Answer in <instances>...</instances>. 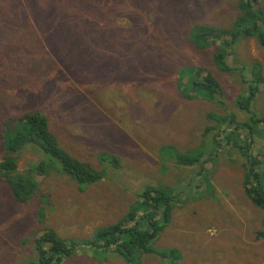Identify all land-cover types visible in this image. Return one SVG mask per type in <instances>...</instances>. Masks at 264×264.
<instances>
[{
  "label": "rangeland",
  "instance_id": "obj_1",
  "mask_svg": "<svg viewBox=\"0 0 264 264\" xmlns=\"http://www.w3.org/2000/svg\"><path fill=\"white\" fill-rule=\"evenodd\" d=\"M4 1L0 161L5 121L39 112L62 148L106 177L82 186L52 170L37 176L29 201L18 203L0 175V264H37L35 240L49 230L91 239L122 221L153 187L170 190L171 220L150 244L155 253L138 264H170L159 253L173 249L180 264H264V240L256 239L264 211L244 189L247 142L253 139L252 154L264 163V124L253 122L264 118V83L251 112L237 102L257 86L242 75L256 70L264 79V47L240 39L224 72L214 63L220 40L204 50L190 41L196 27L233 28L240 0ZM18 5L26 18L17 16ZM195 71L220 82L215 100L185 96L195 91L186 90ZM227 131L233 140L219 145ZM178 154L197 161L178 165ZM106 155L120 167H104ZM14 156L22 173L41 154L28 148ZM81 247L60 264H128L111 250Z\"/></svg>",
  "mask_w": 264,
  "mask_h": 264
},
{
  "label": "trees",
  "instance_id": "obj_2",
  "mask_svg": "<svg viewBox=\"0 0 264 264\" xmlns=\"http://www.w3.org/2000/svg\"><path fill=\"white\" fill-rule=\"evenodd\" d=\"M8 2L12 1H4V3ZM1 8L4 10L3 6ZM240 11L241 15L231 29L196 27L190 34V41L197 48L203 50L209 48L210 43L220 40L214 55V63L224 72L231 71L227 64V57L232 54V50L240 39H256L259 45L264 47V3H259V0H240ZM15 12L17 16H20L19 19L26 18V14L21 11L20 5L17 6ZM215 33L220 36L211 41L210 39L215 36ZM195 72L189 78L186 88V90L193 88L195 91L185 96L189 100L194 98H202L207 101L215 100L222 92L220 82L212 74L207 73L200 77L199 73ZM245 78H248L246 82L249 86L250 82L257 86L255 88L249 87L247 93L238 97L237 102L242 109L251 112V105L255 100L256 93L259 92L264 83V79L256 70L242 75L243 81ZM257 118V121L253 119L254 124H264V118ZM4 126L1 145L4 156L0 161V175L8 182L9 194L15 202L29 201L39 185L37 176L48 175L52 170L69 176L72 181L82 186L99 182L104 176L106 177L103 171L93 168L89 163L79 161L62 148L49 128L47 118L41 113L33 112L20 118H10L5 121ZM237 127L246 129L249 135H254L253 129L248 125ZM237 127L234 126V131ZM7 131L8 135H5ZM232 136L233 132L231 131L223 132L220 135L219 145H222L223 140L232 141ZM252 144L253 139L247 142L246 146L248 164L244 176V189L251 202L264 211V163L252 154ZM28 148H33L41 154V157L37 160L38 163H34L29 166V170L21 173L14 155L22 153ZM118 160L116 156L111 157L109 155L100 158L104 167L109 163L120 167ZM196 161V157L187 154L177 155L178 165L192 166ZM9 175L12 176L8 177ZM139 197L137 206L131 209L122 221L98 229L89 240H67L53 230L46 231L35 240L36 249L39 253V259L35 263H63L72 256L76 249L83 246L81 248L94 247L98 251L111 250L122 256L128 264H138L141 255L155 253L150 244L159 236L164 226L170 222L171 204L173 202L170 190L155 187L144 189ZM40 214L45 218L44 209H40ZM256 239L264 240V219L261 230L256 232ZM159 254L168 259L170 264H180L182 259V255L177 249L169 252L163 251Z\"/></svg>",
  "mask_w": 264,
  "mask_h": 264
}]
</instances>
